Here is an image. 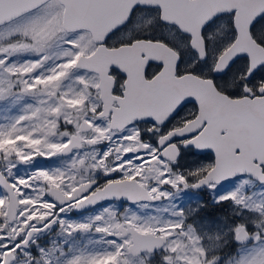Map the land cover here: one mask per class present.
I'll list each match as a JSON object with an SVG mask.
<instances>
[{"label":"snow or ice","instance_id":"snow-or-ice-1","mask_svg":"<svg viewBox=\"0 0 264 264\" xmlns=\"http://www.w3.org/2000/svg\"><path fill=\"white\" fill-rule=\"evenodd\" d=\"M0 113V264H264V0H0Z\"/></svg>","mask_w":264,"mask_h":264},{"label":"flooded vegetation","instance_id":"flooded-vegetation-1","mask_svg":"<svg viewBox=\"0 0 264 264\" xmlns=\"http://www.w3.org/2000/svg\"><path fill=\"white\" fill-rule=\"evenodd\" d=\"M197 160H201L202 162H205V163L208 162L207 159L204 157L187 155L185 157V164L191 165L193 161H197ZM49 163L50 162L44 158H37V161H36V164L39 166H48ZM30 170H32V166H28V165H20L18 168V172H20V174H23L26 171H30ZM200 195L203 196L204 198H206L207 200H209V202L211 201V194L207 190L202 192ZM192 200H193V196L191 193H188L184 196V202L190 203ZM216 211H217V209L213 208L211 206V204L209 203V207L207 208V210L203 214L204 215H210V214L215 213ZM220 211H224V209H220ZM72 216H73V218H75L76 214L73 213Z\"/></svg>","mask_w":264,"mask_h":264},{"label":"rangeland","instance_id":"rangeland-1","mask_svg":"<svg viewBox=\"0 0 264 264\" xmlns=\"http://www.w3.org/2000/svg\"><path fill=\"white\" fill-rule=\"evenodd\" d=\"M0 115H2V113H0ZM20 173V172H19Z\"/></svg>","mask_w":264,"mask_h":264}]
</instances>
